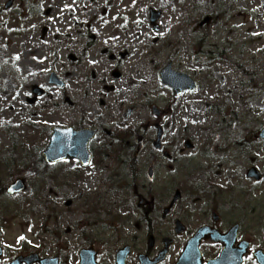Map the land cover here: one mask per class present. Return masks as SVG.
<instances>
[{
	"label": "rangeland",
	"instance_id": "1",
	"mask_svg": "<svg viewBox=\"0 0 264 264\" xmlns=\"http://www.w3.org/2000/svg\"><path fill=\"white\" fill-rule=\"evenodd\" d=\"M151 8L163 11L158 29ZM169 62L198 88L173 95L159 77ZM51 71L65 79L64 88L49 84ZM34 84L47 91L30 104ZM79 121L101 135L129 128L138 146L141 137L154 140L161 125L163 143L178 162L154 152L161 165L150 182L153 146L146 142L134 166L138 183L132 167L106 163L98 170L92 164L78 174L80 163L65 160L51 168L57 178L46 176L35 191L33 163L51 127ZM263 128L264 0H0V164L10 161L13 172L0 171V264L40 250L57 253L61 264H77L79 250L91 245L99 261L110 264L131 235L147 240L143 219L152 220L159 235L172 217L198 214L207 200L221 210L245 209L243 234L264 248V178L247 176L251 166L264 175ZM187 139L193 147L180 152ZM117 171L123 179L106 184ZM173 172L186 194L163 219L169 201L147 204L153 199L148 187L153 184L157 197ZM17 176L28 188L4 194ZM193 185L198 192L190 194Z\"/></svg>",
	"mask_w": 264,
	"mask_h": 264
},
{
	"label": "flooded vegetation",
	"instance_id": "2",
	"mask_svg": "<svg viewBox=\"0 0 264 264\" xmlns=\"http://www.w3.org/2000/svg\"><path fill=\"white\" fill-rule=\"evenodd\" d=\"M46 94L43 93V95ZM42 95V96H43ZM39 99V98H38ZM36 100V102L38 101ZM69 105L74 106L75 102L70 98L68 101ZM77 129H82V128H92L95 130L96 134L95 136L90 140L89 142V149L92 157L91 165L92 164H97V169L102 170L105 169L106 163H112L117 165V167H121L124 169L125 166L132 167L131 170V177H132V182H139V178L141 179V176L137 171L134 170V166L136 165L135 163L138 162L139 158L142 151L147 148L146 142H152V146L154 148V140H146L143 137H141L140 141L138 140V144L132 142L133 141V135L132 134H127L126 137L121 135L118 132V130L113 129L112 131L109 130L105 134H100L99 130L96 127L89 126V125H84L83 121H79L76 124H72ZM125 141V145L123 143ZM167 146H160L157 149H153L151 151L152 158L149 161L151 166L155 167L156 171L159 170L161 161L158 160V157L155 155L154 152L158 154H162L166 158L169 159L170 162H178L176 157L170 153V151L166 148ZM184 152V151H180ZM128 155L130 157L129 160H124L121 158L123 155ZM81 164V163H80ZM170 169H173L175 167V164L170 163L168 164ZM83 167L77 168L75 171L76 173H81ZM155 171V172H156ZM123 174L117 171L114 173V178H109L105 180L106 184L114 183L117 179H123ZM157 173H153V177L149 178L150 182H154L155 176ZM180 176L176 172L171 173L168 177H166V184H164V189L163 191L157 195L153 193V184H151L148 187V196L150 195L153 199L150 202H145L147 204H162L165 203L166 201H171L172 197L176 195V192L178 190L181 191V195L178 197L176 203L174 206L179 203L180 201L183 200L184 194H186V191L184 189H181L180 187ZM129 185L126 184V186H132L130 182H128ZM219 195V194H217ZM214 195V196H217ZM157 200V201H156ZM141 200V204H142ZM120 203H127L126 200H121ZM204 204L200 207L199 213L198 214H190V213H184L179 216H174L172 217L166 224V231L160 232V234H156L155 230V224L152 222V220L145 218L142 221H147L149 223L146 226V238H140L137 235H131V238L129 240H125L124 246L128 245L130 247V254L128 256L127 262L128 264H140V259L139 256L141 253L147 254L152 260L158 255L160 250L164 247L165 243V238H171V246L169 249V254L170 252L175 248L177 244H180V252H182L188 243L189 239L191 236H193L200 228L206 227L212 230H217L218 233L224 234L228 232L235 224H239V238L237 242L235 243V246L239 244L242 240H245V235L243 234L245 229H246V217H247V212H245V209L239 210L235 213V208L232 209H224L221 210L219 203H211L210 200L204 201ZM156 205V204H155ZM152 209V208H151ZM150 209V210H151ZM172 208L170 212L167 215H162L163 219H167L171 216ZM131 211V209H130ZM149 213V212H147ZM241 215V216H240ZM131 215L129 221L131 222ZM119 220V217H117L116 221ZM176 220H180L182 222V226H179L183 228L181 232H177L176 228ZM139 221H137L138 223ZM139 224H137L138 226ZM161 225V224H159ZM141 226H145L141 222ZM157 235V236H156ZM150 236H154L153 239V244H150ZM145 243V246H141ZM199 248L201 252V260L203 263H206L209 259L211 258H216L223 250L224 248V243L222 240H219L218 238H213L211 234L205 235V237L200 240L199 243ZM193 256H195L194 251H193ZM192 257V255H191ZM169 256H167L164 260L159 262L158 264H170L167 262ZM202 263V264H203ZM230 263V262H229ZM243 264H257L256 260L252 254V252H248L244 256V262Z\"/></svg>",
	"mask_w": 264,
	"mask_h": 264
},
{
	"label": "water",
	"instance_id": "3",
	"mask_svg": "<svg viewBox=\"0 0 264 264\" xmlns=\"http://www.w3.org/2000/svg\"><path fill=\"white\" fill-rule=\"evenodd\" d=\"M161 16V11H156L154 9L151 10V20L154 23L155 27L156 20ZM161 80L165 84H169L173 89L174 93H180L183 90L190 88L194 89L196 84L195 82L184 73H180L172 70L171 64L169 63L161 72ZM52 82H57L62 85V81L58 80L57 77L52 74ZM35 93L41 94L43 90L39 87H35ZM32 102L34 99L31 100ZM261 137L264 138V129L261 132ZM93 136L92 131L84 130V131H74L73 128H54V133L51 136L50 143L47 149L44 151V155L46 160L49 162H54L59 159L68 158V157H78L80 158L84 164H87L90 160V154L87 149L88 141ZM161 137V132H159V138L157 143H159V139ZM187 146H190V143H187ZM250 176H255L259 178V173L256 169H251L249 171ZM25 188L24 181L22 179H18V181L13 184L9 191L14 193L20 191ZM168 210V209H167ZM178 231L180 229H177ZM200 236V235H199ZM198 238V235L195 236ZM2 254V250L0 247V256ZM127 248L120 250L116 257L115 264H126L127 257ZM96 251L92 249H82L80 251V261L79 264H100L95 259ZM259 261L264 262V253L258 252L256 253ZM184 257V256H183ZM181 258L180 262L184 261V258ZM59 264L58 257H40L36 253H32L28 256H18L9 264Z\"/></svg>",
	"mask_w": 264,
	"mask_h": 264
},
{
	"label": "trees",
	"instance_id": "4",
	"mask_svg": "<svg viewBox=\"0 0 264 264\" xmlns=\"http://www.w3.org/2000/svg\"><path fill=\"white\" fill-rule=\"evenodd\" d=\"M40 157H41V155L38 156L39 159H37V163H39V165L42 166V167H38V168H37V166H36V170H38V173H39V174H41V172H43L45 168L47 169V166L44 167V164H45V163H44L43 158H42V157L40 158ZM42 170H43V171H42Z\"/></svg>",
	"mask_w": 264,
	"mask_h": 264
},
{
	"label": "bare ground",
	"instance_id": "5",
	"mask_svg": "<svg viewBox=\"0 0 264 264\" xmlns=\"http://www.w3.org/2000/svg\"><path fill=\"white\" fill-rule=\"evenodd\" d=\"M227 108V107H226ZM190 110V112H191V109H189ZM192 112H194V111H192Z\"/></svg>",
	"mask_w": 264,
	"mask_h": 264
}]
</instances>
